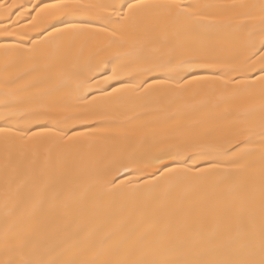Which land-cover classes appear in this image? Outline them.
I'll return each mask as SVG.
<instances>
[{
    "label": "snow or ice",
    "instance_id": "snow-or-ice-1",
    "mask_svg": "<svg viewBox=\"0 0 264 264\" xmlns=\"http://www.w3.org/2000/svg\"><path fill=\"white\" fill-rule=\"evenodd\" d=\"M0 264H264V0H0Z\"/></svg>",
    "mask_w": 264,
    "mask_h": 264
}]
</instances>
